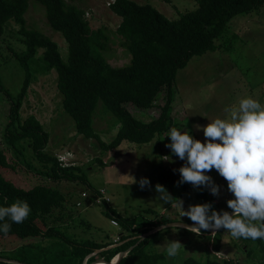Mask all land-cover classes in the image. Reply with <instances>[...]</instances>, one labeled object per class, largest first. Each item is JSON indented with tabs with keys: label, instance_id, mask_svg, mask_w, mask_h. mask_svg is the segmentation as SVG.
<instances>
[{
	"label": "trees",
	"instance_id": "1",
	"mask_svg": "<svg viewBox=\"0 0 264 264\" xmlns=\"http://www.w3.org/2000/svg\"><path fill=\"white\" fill-rule=\"evenodd\" d=\"M34 1L44 9L47 25L66 40L68 59H62L55 41L26 25L28 0H0V31L11 23L18 26L24 49L15 56L25 71L16 94L8 91L0 81V90L9 101L2 136L7 148L16 157L25 160L24 150L30 148L43 169L38 172L42 178L51 182L82 184H89L82 168L63 167L57 157L46 152L50 136L40 121L32 114L21 117L20 110L31 80V63L34 60L40 63L39 72L43 75L51 71L56 73V89L63 111L74 121L77 135L98 141L104 151L114 150L123 142L135 146L147 145L154 140L161 143L175 126L172 111L178 71L194 57L216 51V40L234 17L253 14L264 6V0H193L197 4L193 11L170 20L149 3L112 0L107 7L120 18L115 33L122 38V46L130 56L127 65L113 67L107 59L111 38L104 27L92 30L85 12L75 5H67L64 0ZM161 90L165 91V101L156 119L142 120L124 107L131 104L137 109H149ZM97 110L112 116L118 126V132L110 143L102 141L94 128ZM23 163L32 168L29 160ZM184 163L182 161L181 166ZM9 166L5 150L0 148V169ZM207 174L210 175V172ZM179 179V171L159 169L156 185H163L166 190L172 191ZM94 192L92 197L97 198L100 191L94 189ZM16 200L26 201L31 213L22 224L4 221L11 223V231L7 235L0 232V238L14 235L47 243H35L31 239L17 249L21 258L1 257L0 264L30 262L24 259L25 255L37 260L36 263L30 262L32 264H109L119 255L117 264H169L166 255L147 247L161 228L151 233L152 230L176 222L164 216L159 220V214L153 209H145L143 214H151L155 219L145 214L139 219L123 216L107 207L106 215L127 234L110 244H101L70 236L66 232L67 226L55 225L56 219L50 216L54 209L63 210L66 201L58 189L46 185L30 189L17 187L0 172V206H10ZM103 203L108 205L106 201ZM61 219L58 218V221ZM184 223L192 224V221L186 219ZM176 228L190 232L184 227ZM222 230L213 236L208 235L212 253L206 251L204 256L197 258L178 255L173 261L179 264H234L231 260L215 257L219 252ZM239 240L243 244L242 252L249 260L246 264H264V240Z\"/></svg>",
	"mask_w": 264,
	"mask_h": 264
},
{
	"label": "rangeland",
	"instance_id": "2",
	"mask_svg": "<svg viewBox=\"0 0 264 264\" xmlns=\"http://www.w3.org/2000/svg\"><path fill=\"white\" fill-rule=\"evenodd\" d=\"M67 5H75L85 12V18L92 30L104 27L109 38L108 62L113 67H123L129 63V53L122 46V38L116 35L115 29L120 18L107 7L112 0H64ZM136 3H149L157 11L170 20H176L181 14L193 11L197 4L193 0H133ZM250 15L234 17L218 40L216 51L207 52L194 57L189 64L176 74V96L173 103V118L175 128L190 134L202 142V130L196 127L205 126L215 118H227L225 107L238 105L242 98L252 97L264 104V6ZM26 25L55 41L64 61L68 59V44L63 37L54 32L46 23L44 9L34 0H28L25 12ZM18 26L11 23L0 31V81L12 94H16L22 84L25 71L18 63L15 53L24 49L22 36L18 33ZM42 51L40 50V55ZM40 63H31V80L26 95L23 98L20 114L24 118L30 114L35 116L49 133L50 140L46 152L58 159H65L74 166L82 168L90 184L60 181L51 182L42 178L38 172L43 170L34 158L30 148L24 150L25 157H16L7 148L2 136V129L7 121L9 101L0 90V148L5 150L9 167H2L3 177L12 181L17 187L30 189L37 185L58 189L65 196L64 209H54L51 218H55V225L67 226V233L80 239H89L101 244H110L126 235L117 224L113 225L106 215L107 207L129 218H139L145 209H153L161 216L171 218L175 222H185L188 217L180 216L179 200L183 201V208L189 205L211 203L217 211L231 210L227 200L234 198L227 190V181L215 170L210 172L214 182L220 185V195L213 196L207 189H194L191 184L176 185L175 189L167 190L174 198L171 204H163L157 199L159 193L155 191L159 169H170L178 172L182 161L165 147L170 143L168 134L164 141L135 146L123 142L118 148L104 151L96 140H87L77 135L74 121L62 108L61 98L56 89V73L54 71L43 75L39 72ZM165 101V91L161 90L149 109H137L126 104L125 109L135 117L151 121L160 116V107ZM95 115L94 128L102 141L110 143L118 132L114 118L104 115L98 110ZM164 156L171 157V161L164 160ZM32 165L28 168L23 161ZM12 165V166H11ZM132 177L139 181L141 177L149 180L150 186L141 190L138 183L132 182ZM96 191L103 189L111 201L97 203ZM102 191V190H101ZM88 197L83 198L82 194ZM79 203H81L79 205ZM155 219L153 215H146ZM63 219L58 221V218ZM51 221V219H50ZM53 221V220H52ZM117 223V222H116ZM196 234L184 232L176 227L165 228L153 237L147 247L166 255V244L171 240L180 241L184 247L181 257H202L206 251L212 253L211 240L207 238L216 233L206 231ZM35 243L40 239L19 238L9 235L0 238L1 257L13 256L21 258L19 246L30 240ZM218 260H231L234 264H246L249 260L242 252L243 244L234 239L224 230L219 238ZM24 259L36 263L32 256ZM166 259L169 264H179L174 258ZM29 261L26 264H32Z\"/></svg>",
	"mask_w": 264,
	"mask_h": 264
},
{
	"label": "clouds",
	"instance_id": "3",
	"mask_svg": "<svg viewBox=\"0 0 264 264\" xmlns=\"http://www.w3.org/2000/svg\"><path fill=\"white\" fill-rule=\"evenodd\" d=\"M224 112L227 118H215L205 126H196L203 131V142L189 131L181 132L173 127L167 135L170 143L165 147L185 161L178 169V186L189 183L194 189L205 188L218 197L220 185L207 173L215 170L226 180L227 190L234 197L226 202L231 212L217 211L211 203L189 205L185 210L183 201L179 200L180 216L188 217L192 225L172 227H185L196 234L202 230L216 233L223 229L234 239L264 240V104L249 96L240 99L238 105L225 107ZM164 157L171 161V157ZM70 166L74 165L64 167ZM133 183H138L141 190L150 186L146 177L139 181L132 177ZM155 191L163 204L172 203L174 198L163 185L157 184ZM30 213L26 201L16 200L10 206H0V222L22 224ZM166 227L162 226L161 231ZM10 231L11 223L0 224V232L7 235ZM183 247L178 240L168 241L167 257H177Z\"/></svg>",
	"mask_w": 264,
	"mask_h": 264
},
{
	"label": "built area",
	"instance_id": "4",
	"mask_svg": "<svg viewBox=\"0 0 264 264\" xmlns=\"http://www.w3.org/2000/svg\"><path fill=\"white\" fill-rule=\"evenodd\" d=\"M59 160L62 162V166L63 167L69 165V163L66 161L65 157H63V159H61V157H60ZM82 197L83 198H87L88 194L87 193H83ZM104 201L110 202L109 197L107 196V192L105 190L103 191V189H102V191L100 190L99 194L97 195L96 202L97 203H103ZM80 204L81 203H79V205ZM111 222H112L113 225H116V222L114 220H111Z\"/></svg>",
	"mask_w": 264,
	"mask_h": 264
},
{
	"label": "water",
	"instance_id": "5",
	"mask_svg": "<svg viewBox=\"0 0 264 264\" xmlns=\"http://www.w3.org/2000/svg\"><path fill=\"white\" fill-rule=\"evenodd\" d=\"M172 225H177V226H179V225H188V226H191L192 224H190V223H184V222H176V223H168L166 226H172ZM161 227H162V226L155 228L154 230H152L151 233H153V232L159 230ZM184 228H185V227H184ZM145 236H146V235H145ZM145 236H143V237L145 238ZM120 257H121V255H119L118 257L114 258V259L111 261V263H109V264H117V263H118L117 261L120 259ZM23 264H26V263H23Z\"/></svg>",
	"mask_w": 264,
	"mask_h": 264
}]
</instances>
